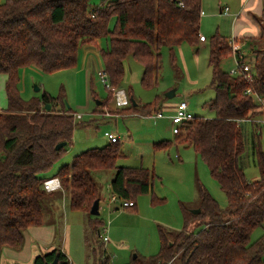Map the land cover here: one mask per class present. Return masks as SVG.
Instances as JSON below:
<instances>
[{
  "label": "trees",
  "instance_id": "16d2710c",
  "mask_svg": "<svg viewBox=\"0 0 264 264\" xmlns=\"http://www.w3.org/2000/svg\"><path fill=\"white\" fill-rule=\"evenodd\" d=\"M90 2L4 0L0 3V75L6 76V108L0 110V258L3 249L19 251L23 247V234L28 228L45 224L43 205L48 196L64 193L71 211L90 216L94 201H100L91 176L94 172L115 171L110 193L118 200L132 203L129 209L135 208L138 196L152 193L153 171L142 167L117 168V161L124 155L119 143L110 142L103 148L82 152L73 157L70 165L60 167L53 178L59 180L62 190L56 194L46 192L44 175L71 144L76 118L63 104L59 111L54 110L62 97L52 98L44 92L41 97L24 100L18 87L20 72L31 67L42 74L73 69L81 48L96 47L97 41L105 38L107 47L100 51V61L110 87H121L125 62L132 58L143 68L142 86L149 88L157 82L164 48L173 52L183 43L195 47L199 43L202 0H103L99 6ZM113 18L115 25L109 30ZM262 22L264 18L259 38L246 42L252 57L248 62L255 74L252 88L264 97ZM229 41L217 33L208 41L207 66L215 97L205 105L215 112V118L193 116L181 125L173 142L175 147L192 148L205 163L211 178L224 193L227 206L220 208L199 187L200 213L193 215L181 207L185 226L199 219V231L171 232L158 227V253L137 256L128 264L264 263V236L251 242L254 231L264 225V153L259 135L253 142L259 179L248 181L239 166L245 151L241 123L264 116V108L245 94L249 86L241 77L234 78L222 71V62L231 56ZM128 99L129 106L114 109L112 117L159 114L162 101L157 100L155 106L140 107ZM110 100L109 92L108 100L99 101L94 112L104 115ZM46 105L50 107L48 111ZM263 120L264 117L261 123ZM258 126L254 125L256 129ZM61 143L66 145L57 151L55 147ZM171 145L170 141H163L153 148L166 150ZM152 202L156 201L152 199ZM88 224L93 235L102 227L92 216ZM56 256L57 264H69L59 249L35 257L32 264H50ZM101 264H109L108 258Z\"/></svg>",
  "mask_w": 264,
  "mask_h": 264
},
{
  "label": "rangeland",
  "instance_id": "374dc122",
  "mask_svg": "<svg viewBox=\"0 0 264 264\" xmlns=\"http://www.w3.org/2000/svg\"><path fill=\"white\" fill-rule=\"evenodd\" d=\"M102 1L91 0L90 3L99 6ZM230 4L225 0H202L200 32L207 37V42L202 45L198 43L196 47L183 43L173 52L164 48L161 51V68L157 82L149 88L141 84L143 73L141 64L132 58L127 59L124 79L118 89L125 91L129 95L128 98L139 103L140 107L155 106L157 100L164 102L165 105L184 101L194 117L214 119L215 112L205 105L215 97V92L210 87L211 72L207 66L208 41L215 33L224 37L229 36L232 19L227 16L231 15L233 10L232 2ZM217 5L222 8L228 7L229 12L224 16L219 14ZM261 13L264 16V10ZM248 18L260 28L262 17L251 13ZM114 25L113 18L109 23V30H112ZM107 42L105 38L97 41L94 50L99 58L100 51L106 49ZM83 55L84 51L81 48L78 64L73 69L42 74L31 67L20 72L18 87L24 100L41 97L44 92L52 98L62 97V102L55 103L54 110L59 111L63 104L66 109L69 108L72 113L81 117L75 119L76 127L71 144L65 148L63 156L44 178L52 179L58 169L70 165L76 155L90 149L103 148L109 143L107 135L113 134L119 139L124 155L117 161L116 167H142L153 171L155 179L152 181V193L138 196L134 209L122 208L121 200L111 203L110 182L115 171L94 172L91 176L100 198L99 216L96 217L102 223L100 237L90 231L88 224L90 216L69 209L67 195L64 193L48 196V200L44 201V225L55 223L57 237L62 241V248L70 264H96L97 261L101 264L105 257L108 258L109 264H128L133 256L149 257L158 253L160 246L158 227H164L171 232L184 229L188 232L199 231L201 221L198 219L185 226L181 213V207L189 212L200 210L199 187L205 189L220 208L224 209L227 201L218 184L211 178L207 166L192 148L174 146L175 137L170 122L174 115L173 111L160 106L158 112L162 114L161 118H157L155 112L149 117L133 115L110 118L94 112L96 102L107 101L109 92L97 76L99 68L98 62L95 65L97 59L93 61L91 57L88 60L89 67L83 69ZM247 56L248 60L252 58L250 52ZM232 67L231 58L221 64L222 71L226 73ZM5 81L6 76L0 75V109L6 108ZM35 86L39 88V92L34 91ZM172 91L174 96L167 99L166 94ZM111 103L112 99L108 101L104 114L112 116L114 109ZM261 122V117H255L241 123L245 151L239 159V166L248 181L259 179L253 142L254 137L259 135L258 142L264 153V123ZM255 124L260 126L256 129ZM163 141H170L172 145L166 150H154L153 145ZM176 154L179 159L176 158ZM152 199L156 202H152ZM104 228L108 229L107 234L103 233ZM263 236L264 225L254 231L251 242ZM103 237H107L108 241L103 242ZM96 245L99 246L96 247L99 255L96 254L94 257L90 249Z\"/></svg>",
  "mask_w": 264,
  "mask_h": 264
},
{
  "label": "crops",
  "instance_id": "0c3cea01",
  "mask_svg": "<svg viewBox=\"0 0 264 264\" xmlns=\"http://www.w3.org/2000/svg\"><path fill=\"white\" fill-rule=\"evenodd\" d=\"M3 1L4 0H0V3H2ZM225 1L229 4L232 2V9H233L232 13L231 15L229 14V16H227L228 18L232 19L231 20L232 27H231V32L228 37L227 36L224 37L222 35L220 36L224 38H228L230 40L235 39V38L245 40L243 42L245 44L243 49L244 51H246V53H248L249 48H248V42H246V40L258 39L260 36V28H258L255 24H253L249 20L248 16L252 13V14L262 17L263 19L264 16L261 15L262 14L261 12L264 10V0H230V1L225 0ZM225 8L228 9V7L222 8L221 6L217 5L218 13L223 16L226 15L223 13ZM202 10H201V14H202ZM239 23H241V25ZM217 31L220 32V30H217ZM200 35H201V32H200ZM205 39H206L205 42H199V44L201 45L205 44L207 42L206 36H205ZM245 48H248V50H245ZM82 49L84 51L83 62H82L83 69H85L87 66L89 67L88 60H90L91 57L93 58V61H96L97 59L95 65H97V62H98V65L100 64V61H98L100 60V58L98 57V54L94 50V47L85 46ZM86 60H87V63H86ZM161 106H164V108H166L167 110L169 109L168 111L174 112L177 106V103L172 104V105H165V103L162 102ZM263 117L264 116H262L261 118ZM177 154H176V158L179 159V156ZM254 181L255 179L252 180V182ZM57 192L58 191L54 192V194H56ZM125 209H128V208H125ZM23 235H24L23 247L19 251L3 249V252L0 258V264H32L35 257L42 255V254H47L54 249H59L66 255L64 248H62V241H60L59 237H57V226L55 225L54 222L51 223L50 225H43L41 227H30L24 232ZM97 237H100V232L97 234ZM96 247H99V246L96 245L90 249L94 257L96 254L99 255L96 251ZM98 263L99 261H97L96 264Z\"/></svg>",
  "mask_w": 264,
  "mask_h": 264
},
{
  "label": "built area",
  "instance_id": "2783aa9c",
  "mask_svg": "<svg viewBox=\"0 0 264 264\" xmlns=\"http://www.w3.org/2000/svg\"><path fill=\"white\" fill-rule=\"evenodd\" d=\"M228 12V9L225 8L223 13L226 14ZM206 39L204 36H199V42H205ZM229 48L231 51V60L233 62V67L227 72L229 76L231 77H241L244 82L249 86L245 94L247 96H250L258 105H261L262 108H264V97L258 96L254 89L252 88V84L254 82V71L251 63L248 62V56L247 53L244 51V43H235L234 39H231L229 41ZM97 76L102 82V85L109 90L111 93V107L112 109L117 108H125L129 106V99L127 97V94L122 89H115L111 88L109 85L108 75L105 72V70L102 67V64H99V68L97 69ZM76 119H80V116L74 115ZM105 117L110 118L108 113L104 114ZM162 114H157V118H161ZM193 115L191 112H189L188 105L186 102L182 101L179 102L175 108L174 115L170 118L171 122V129L172 134L176 135L179 132V129L181 125L190 119H192ZM264 122V120H263ZM108 141L110 143H119V139L113 135L109 134L107 136ZM43 188L46 192H56L61 191V184L58 179L52 178V179H46L43 182ZM118 199L115 196L111 197V203L116 202ZM133 204L130 202H123L122 201V208H132ZM108 229L104 228L103 233L107 234ZM103 242H107V237L102 238Z\"/></svg>",
  "mask_w": 264,
  "mask_h": 264
},
{
  "label": "water",
  "instance_id": "95a60500",
  "mask_svg": "<svg viewBox=\"0 0 264 264\" xmlns=\"http://www.w3.org/2000/svg\"><path fill=\"white\" fill-rule=\"evenodd\" d=\"M34 91L35 92H39V88L37 86L34 87ZM174 96V92H169L166 94V98L169 99V98H172ZM132 104L134 106H136L135 102L133 101V99H130ZM96 105H100V102H96ZM50 109L49 105H46V110L48 111ZM65 143H61V144H58L56 145L55 149L58 151L62 148L65 147ZM99 205H100V201L97 199L94 201L93 205L91 206L90 208V211H89V215L92 216V217H97L99 216ZM200 213V210H195V211H191V214L193 215H198ZM136 256H133V259H135ZM50 264H57V256L55 257V259L53 260L52 263Z\"/></svg>",
  "mask_w": 264,
  "mask_h": 264
}]
</instances>
